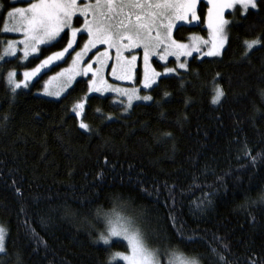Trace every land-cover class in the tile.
<instances>
[{"label":"trees","instance_id":"obj_1","mask_svg":"<svg viewBox=\"0 0 264 264\" xmlns=\"http://www.w3.org/2000/svg\"><path fill=\"white\" fill-rule=\"evenodd\" d=\"M19 3L0 0V24ZM257 3L228 12L221 56L193 54L186 69L159 78L150 101L124 112L110 95L88 96L89 130L73 112L87 78L58 99L37 92L60 64L15 93L7 84L10 70L36 64L68 37L28 63L0 61V222L8 230L0 264H108L112 253L128 251L122 239L110 248L95 242L113 211L132 218L154 250L221 264L211 246L226 264H264V206L245 200L264 189V3ZM206 9L200 3L198 22L179 25L175 38L207 35ZM217 87L224 96L212 103ZM65 205L77 215L65 217Z\"/></svg>","mask_w":264,"mask_h":264},{"label":"snow or ice","instance_id":"obj_2","mask_svg":"<svg viewBox=\"0 0 264 264\" xmlns=\"http://www.w3.org/2000/svg\"><path fill=\"white\" fill-rule=\"evenodd\" d=\"M14 2H27V7L13 8L7 13V16L12 21V26L9 27L7 23L4 26L5 32H23L24 39L21 41H12L5 50L6 55L14 56L16 53L15 45H23V58L27 59L33 53L40 52V45H45L44 51H48L51 47H57L67 37L68 33L65 29H70L71 38L67 40V46L62 51L55 52L44 59L40 66L32 72H24V80L17 82L14 77L15 73H9L7 84L10 86V93H15L16 89L21 86L27 87L28 80L38 73L41 68H45L55 61L64 60L66 54L71 55L70 49L75 51L74 44L76 43L77 33L81 32L80 28L72 27L74 17L79 13L84 17L83 32L89 37L86 44H84L81 52H76L72 59L73 67L64 70L70 72L72 75L68 77L69 80L74 79L75 75L86 76L89 72H93L91 63L86 67L80 69L78 66L84 53L95 48L97 44H106L109 48H115L117 52V59H120L121 49L143 47L145 73L143 86L151 88L156 83L155 78L160 76V73L153 71L151 77L148 74V56L150 48H158L163 40L160 36V30H164L165 38L169 40L168 47L173 49L166 52V55L190 56L191 51H188V45L178 44L175 40H171V30L176 26L177 21H192L199 20L197 15V4L199 0H84L81 6V0H14ZM264 3V0H259ZM212 5L208 9V27L212 30L211 40L198 41L204 44H211V48L206 53L209 56L219 55V49L223 46L226 39L224 36V26L229 22L225 20L224 11L226 9H235L237 5L240 6L243 13H247L251 8L257 9V0H208ZM2 8V5H0ZM91 14V20L88 16ZM189 16L191 20H189ZM156 35L153 37L152 33ZM64 34L63 36L61 34ZM127 43H123L124 41ZM256 44V41L247 43V47L251 49ZM193 50L199 51V47L194 45ZM107 57V52L103 53ZM38 58V57H37ZM164 59L165 56H161ZM4 56H0L3 60ZM136 56H132L130 61H126L127 74L120 77V79H132L131 67L136 61ZM64 62H67L64 60ZM101 68L97 69L93 75H99L103 68V61H99ZM180 68H185V64H180ZM174 69H167L166 73L174 72ZM61 73L60 75H63ZM55 79V77L53 78ZM90 91H112L118 92L127 98V107H132L133 100H151V96L136 95L137 89H123L112 88L103 81L101 77L100 84L97 86V81L93 79L90 81ZM158 86V85H157ZM49 95L59 96L60 92L49 93ZM167 95V93H165ZM224 96L222 89L217 87L215 89V96L212 103H219ZM85 105L79 102L75 105L73 111L80 115L83 113ZM111 119V117H108ZM79 127L89 130V125L81 122ZM250 155V153H248ZM252 163H255V157L251 158ZM246 202L251 205L264 206V189H261L256 198H252L249 194H245ZM83 207V205H82ZM65 217H75L77 211L70 205H65L63 208ZM102 209L95 210L96 219L101 218ZM87 219V217H85ZM107 227L106 232H101L96 243L103 242L108 248L113 243L112 238H122L127 242L129 252L112 253L110 255L108 264H113V261H123L125 264H160L158 252L160 255L168 256V264H201L203 256L189 257L183 252L174 248H166L162 252L160 250H153L147 244V237L145 233L135 225L130 218L116 215L112 218L106 217ZM90 223V222H89ZM225 248L227 246H224ZM217 260L221 264H226L225 257L220 254L217 249L211 248ZM6 250V230L0 226V256H7Z\"/></svg>","mask_w":264,"mask_h":264},{"label":"rangeland","instance_id":"obj_3","mask_svg":"<svg viewBox=\"0 0 264 264\" xmlns=\"http://www.w3.org/2000/svg\"><path fill=\"white\" fill-rule=\"evenodd\" d=\"M83 2H84V0H81V6H82ZM92 2L94 3L95 0H92ZM200 3H203L207 7V9H206L207 11L205 14V27L207 28V35H202L199 32L194 31L190 34V36L188 34L189 39L177 40L174 36L175 29L181 24H188V22H186V21H177L176 26L173 27L171 30V40H175L178 44L188 45L187 50L191 51L190 56H179V57H177L175 55H166V52L172 51L173 49H170L168 47L169 40L165 38V34H164L163 29L160 30V36H161V39L163 40V43H161L158 48H150L149 49V56H148V62H147L148 74L150 77H151L153 71L161 74L160 76L155 78L156 82L159 80L160 77H162L164 75L174 74V73L179 72L180 70L186 69L187 65H188V60L195 53H199L201 57L209 56V55H206V53L211 48V44L210 43L204 44L202 42L198 43V41H203V40L210 41L211 40L212 30L209 29V27H208L207 15H208V9L211 8L212 5L210 3H208V0H199V3L197 4L196 11H197L198 7L200 6ZM18 7L19 8L27 7V2L19 3L15 6H13L11 9L18 8ZM236 8H240V6L237 5ZM11 9L8 10V12L11 11ZM235 9H226L224 11V17L223 18L229 22L227 25L224 26V36L226 37V39L223 43V46L219 49V55L209 56V57H219L222 55L223 50H224V48L227 44V41H228V26H229L230 21H231V19L227 16V14H228V12L234 11ZM7 13H6V16L4 18V21L2 22V24H0V35H1L0 37H1V40L3 42V48H2V52H1L0 56H4V59L0 60V61H4V60L9 59V58L18 57L19 62L28 63V62H30V60L33 57L41 55L42 50H44L43 47L45 45H40L39 46L40 52L39 53H33L27 59L23 58V51H22L23 45L22 44H16L15 45L16 53L14 56L6 55L5 50L8 48V45L10 42L21 41L24 39L23 32H5L3 30L6 23L9 27L12 26V21L7 16ZM197 15H198V12H197ZM77 17H78V19H77ZM77 17L73 18L72 27L80 28L81 32L77 33L76 43L73 46L75 51H72L70 49L69 51L71 52V55L69 56L66 54L64 60H66L67 62H64V60L55 61L54 63L50 64L49 66H47L45 68H41V70L38 73H36L34 76H32L28 80V82H27L28 86L33 81L38 79L44 72L50 70L53 66L60 64L56 71L49 73L44 78L43 86L37 93H39L45 97L58 99V98L62 97L63 95H65L67 93V91L76 83L77 80H79L81 78H87L88 84H89L88 92L86 93L85 97L83 99L79 100L77 103L83 102L84 105L86 106L87 98L90 95H93V94L94 95H101V96L110 95L113 97L114 102H116L117 104L122 106V109L124 112H128L129 109H131L132 107L131 108L127 107V98L125 96L121 95L120 93L112 91L111 89H109L107 91H100V92L90 91V88H91L90 81L95 79L97 81V86H101L100 80L102 77L103 81H106L107 85H111L112 88H123V89H129V90L137 89L138 91L136 92V95L141 96V97L151 96L150 88H145L143 86L144 73H145V63H144V51H143L142 46L137 47V48H127V49L122 48L121 52H120V59L118 60L117 59V52H116L115 48H109L108 45H106V44H97L95 48H92L90 51L84 53V55L81 58V62L78 66L80 69H82V68L86 67L87 64L91 63L92 68H93V72H89L86 76L75 75L74 79H72V80L68 79V77L70 75H72V73L65 72L64 70L71 69L73 67L72 59L75 57L76 52H81L83 50L84 44H86L88 39H89L88 35L83 32L84 17L81 16L79 13L77 14ZM91 18L92 17L90 14L88 16V19L91 20ZM189 20H191L190 16H189ZM195 22H198V20L192 21L191 23H195ZM66 30H68V39H70L71 38L70 29H65V31ZM84 34H85V36H84ZM152 35H153V37H155L156 33L153 32ZM81 37L83 38V41L79 45ZM123 43H127V41L125 40ZM194 45L199 47V51L193 50ZM66 46H67V41L62 47L46 52L43 56H41L39 58V60L36 62V64H34L30 67L24 68L20 71H18L16 69L10 70L7 74V80H8L9 73H15L16 75H15L14 79L17 82L23 81L24 80V76H23L24 72H32L34 69H36L38 66H40L41 62L44 59H46L48 56L52 55L55 52L62 51L63 48ZM105 52H107V57H105L103 55V53H105ZM132 56H136V58H137L134 65L131 67L132 79H130V80L129 79H120L121 76L127 74V65L125 62L130 61ZM161 56H165V58L161 59L160 58ZM101 60L103 61L102 71L100 72L99 75L94 77L93 73L97 69L101 68V65L99 63V61H101ZM156 63H158L159 66H157ZM182 63L185 64V68L179 67V65ZM167 69H174L175 71L171 72V73H166ZM19 73H21V75H19ZM61 73H64V74L60 75ZM54 77H55V79H53ZM27 87H23V85L21 86V88H27ZM58 91L60 92L59 96L49 95V93H55ZM148 101H150V100H133L132 106L137 102H148ZM77 103H75V105ZM75 105H74V107H75ZM74 107H73V109H74ZM84 109H85V107H84ZM84 109H83V113L80 115H77V113L73 111L77 115L80 123L81 122L85 123V121L83 120ZM116 215L128 218L126 215H124L123 213H120L118 211H113V212L109 213V215H107V217L112 218ZM130 219L132 221H134L132 218H130ZM134 223H135V221H134ZM135 225H136V223H135ZM0 226H3L6 230V243H7L8 230H7L6 226L3 225L1 222H0ZM105 234H107V232ZM112 239L114 240V239H122V238H112ZM128 252H129V248H128L127 252H119V253L127 254ZM158 257L160 260V264H163L159 252H158ZM167 264H168V261H167Z\"/></svg>","mask_w":264,"mask_h":264}]
</instances>
